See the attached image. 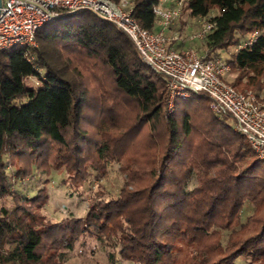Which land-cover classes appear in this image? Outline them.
<instances>
[{"label":"trees","instance_id":"16d2710c","mask_svg":"<svg viewBox=\"0 0 264 264\" xmlns=\"http://www.w3.org/2000/svg\"><path fill=\"white\" fill-rule=\"evenodd\" d=\"M129 2L153 30L159 0ZM183 11L215 24L206 57L235 47L222 59L235 73L230 84L259 96L264 0H188ZM35 41L0 52V201H11L0 203V264H61V250L83 236L102 243L110 264H264V160L229 116L215 115L203 93L177 99L166 115L165 79L124 32L88 11L41 27ZM5 156L15 178L53 168L76 190L116 163L124 184L113 198L90 199L83 216L51 222L45 186L17 193Z\"/></svg>","mask_w":264,"mask_h":264},{"label":"built area","instance_id":"2783aa9c","mask_svg":"<svg viewBox=\"0 0 264 264\" xmlns=\"http://www.w3.org/2000/svg\"><path fill=\"white\" fill-rule=\"evenodd\" d=\"M170 1V6L162 2ZM188 0H159L153 7L157 17L156 30L140 26L131 14L128 0H1L0 52L15 47L36 46L35 34L66 14L88 11L110 22L124 32L137 48L144 63L166 81V115L174 110L175 101L191 93H203L209 108L217 116L227 115L233 129L241 135L256 157L264 160V91L258 96L253 90L239 91L225 79L230 66L221 58H207L194 49H176L166 30L181 14ZM215 24L203 20L191 38L204 39ZM249 36L243 46L253 41ZM173 39H176L175 37Z\"/></svg>","mask_w":264,"mask_h":264},{"label":"rangeland","instance_id":"374dc122","mask_svg":"<svg viewBox=\"0 0 264 264\" xmlns=\"http://www.w3.org/2000/svg\"><path fill=\"white\" fill-rule=\"evenodd\" d=\"M114 1L119 2L120 0ZM217 13V10L213 9L211 16ZM181 16L185 17L187 21H189L191 27L189 26V28L187 27L184 29L181 34H179V37L181 36L184 38L185 36L186 40L193 41L196 38L193 39L191 37L198 32L202 21L207 20V18H193L184 11L179 18ZM172 24L168 26V29L172 26ZM191 48L198 52V54L203 53L204 48H206L204 40L198 39L197 44L193 43ZM232 49H235V47ZM232 49L225 55L221 54L222 59L227 60L229 55L233 53ZM234 77L235 73L231 71L226 74L225 79L228 82H231ZM26 83L35 84L36 80L35 78H28ZM229 122H231V119H229ZM4 159L7 165V174L11 177L12 189L20 195L26 198L32 197L38 189L45 186L48 198L46 204L42 208V212L51 222L59 221L65 217L83 216L88 208L90 199L94 197L103 199L113 198L117 195L120 187L124 184V176L120 173L118 164L116 163L108 164L106 174L101 177H97L94 173H90L84 184L75 190L69 188L63 182L66 178L64 171H58L51 168L49 172H46L34 166L31 175L15 178L14 168L8 162V157L5 156ZM195 183V177L192 176L188 183V189L194 187ZM0 203L8 207L11 205L9 197L3 199ZM251 213L252 206L249 203H246L244 210L241 213L242 221ZM226 240L227 232H223L222 242L224 243ZM59 261L61 264H110L106 255V250L102 243L97 239L89 238L87 236L79 238L71 247L62 249ZM117 264L129 263L119 260ZM236 264L250 263L246 260L238 259Z\"/></svg>","mask_w":264,"mask_h":264},{"label":"crops","instance_id":"0c3cea01","mask_svg":"<svg viewBox=\"0 0 264 264\" xmlns=\"http://www.w3.org/2000/svg\"><path fill=\"white\" fill-rule=\"evenodd\" d=\"M162 4L164 6H170L171 2L170 1H167L164 3L162 2ZM186 13H188V12H186ZM188 15H189V13H188ZM216 15H218V13L215 15H212V16H216ZM190 17H192V16H190ZM189 26L191 27V24L189 23V21H187V19L185 17L181 16L179 19H177L172 24V26L169 29L166 30L167 36L171 39L169 41V45L171 47L176 48V49H186V48H191L193 43L197 44L198 39H194L193 41H188L185 39V36H184V38L181 36L179 37V34H181V32L184 29H186L187 27L189 28ZM157 28H158V26L156 24V26L154 27L153 30H156ZM174 37L176 39H173ZM206 51H207V48H204V52L199 54V55H206Z\"/></svg>","mask_w":264,"mask_h":264},{"label":"water","instance_id":"95a60500","mask_svg":"<svg viewBox=\"0 0 264 264\" xmlns=\"http://www.w3.org/2000/svg\"><path fill=\"white\" fill-rule=\"evenodd\" d=\"M0 6H1V0H0Z\"/></svg>","mask_w":264,"mask_h":264}]
</instances>
